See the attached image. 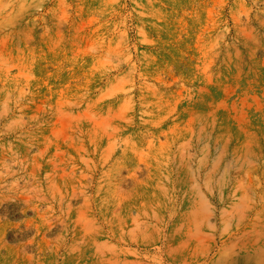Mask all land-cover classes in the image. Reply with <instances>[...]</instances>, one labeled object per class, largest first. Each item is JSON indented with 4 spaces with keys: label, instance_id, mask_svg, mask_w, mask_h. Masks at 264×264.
I'll use <instances>...</instances> for the list:
<instances>
[{
    "label": "rangeland",
    "instance_id": "obj_1",
    "mask_svg": "<svg viewBox=\"0 0 264 264\" xmlns=\"http://www.w3.org/2000/svg\"><path fill=\"white\" fill-rule=\"evenodd\" d=\"M0 264H264V0H0Z\"/></svg>",
    "mask_w": 264,
    "mask_h": 264
}]
</instances>
